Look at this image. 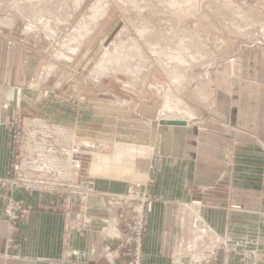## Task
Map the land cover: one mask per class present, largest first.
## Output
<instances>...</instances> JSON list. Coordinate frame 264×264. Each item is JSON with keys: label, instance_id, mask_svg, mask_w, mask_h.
I'll use <instances>...</instances> for the list:
<instances>
[{"label": "crops", "instance_id": "1", "mask_svg": "<svg viewBox=\"0 0 264 264\" xmlns=\"http://www.w3.org/2000/svg\"><path fill=\"white\" fill-rule=\"evenodd\" d=\"M1 26L0 179H7L15 162L14 122L39 111L43 120L68 127L70 106L27 88L29 77L20 76L19 69L32 75L33 60H20L13 25ZM230 70L226 89L218 92L217 107L206 118L193 112L185 126L135 118V134L129 123L119 127L122 147L133 148L137 181L129 174L122 181L93 175L95 155L115 154L102 147L114 148L117 125L108 114L98 119L76 113L78 147L92 151L89 172L82 166L76 180L89 181L82 184L92 191L76 197L73 216H87L91 223L67 236L66 215L55 210L63 199L23 187L0 188V264H134L124 255L128 247L101 232L116 225L120 212L130 214L113 199L131 192L154 199L141 264H181L199 256L213 259L211 264H264V49L248 52ZM11 201L27 209L16 213V221L9 218Z\"/></svg>", "mask_w": 264, "mask_h": 264}, {"label": "rangeland", "instance_id": "2", "mask_svg": "<svg viewBox=\"0 0 264 264\" xmlns=\"http://www.w3.org/2000/svg\"><path fill=\"white\" fill-rule=\"evenodd\" d=\"M3 25H13L20 60H33L32 75L19 69L29 77L27 88L70 106L68 127L39 111L17 119L19 185L33 182L30 190L43 193V182L64 173L72 185L89 183L75 175L89 172L92 153L78 147L76 113L108 114L117 125L114 148L102 147L115 154L100 165L94 157L93 175L137 181L133 148L118 155L119 127L129 123L135 134V118L189 123L193 112L206 118L231 67L264 49V0H0ZM81 156L88 159L77 168Z\"/></svg>", "mask_w": 264, "mask_h": 264}, {"label": "built area", "instance_id": "3", "mask_svg": "<svg viewBox=\"0 0 264 264\" xmlns=\"http://www.w3.org/2000/svg\"><path fill=\"white\" fill-rule=\"evenodd\" d=\"M19 121H15L13 124L14 127V143H13V158L15 160L13 167H12V173L9 178L7 179H0V188L3 189H15L20 188L19 180L20 173L19 171L22 169V167H19L17 161L19 158L18 155V149L15 148V145L17 144V128ZM78 162V161H77ZM78 166L80 165V162L77 163ZM22 165V163H21ZM66 173L60 174L59 178L54 180L53 183L51 181L42 183L44 187L43 193H51L60 199L64 200V205L61 208L56 207V211H63L66 215V234H70L72 230L75 228L82 226V225H88L91 223V218L87 216H83L82 218H77L73 216V209L75 206V199L79 195H84L85 192L92 191L91 187H84L83 184H76L72 185V183H67L66 180ZM27 182V184H24L26 189H33V182L30 183ZM32 185V186H31ZM114 203L121 205L120 207L128 209L130 211L129 215H126L125 213L119 214V219L117 220L116 225H113L112 227L105 226L101 229V232L105 237H108L114 241H117L119 243V246H122L124 248L128 247L126 253L124 255L132 256L134 259V264H141L142 260V242L143 238L146 233V219L149 212H151L154 199L151 195H145L140 196L136 195L134 193H128V194H117L114 197ZM8 213L9 218L11 220L16 221L18 220V215H16L17 212H24L25 209L21 203H16L11 201L8 204ZM10 237L13 236V229L10 228L9 231ZM11 242V240H10ZM211 258H206L203 256L199 257H193L189 258L185 262L181 264H211L212 263Z\"/></svg>", "mask_w": 264, "mask_h": 264}, {"label": "bare ground", "instance_id": "4", "mask_svg": "<svg viewBox=\"0 0 264 264\" xmlns=\"http://www.w3.org/2000/svg\"><path fill=\"white\" fill-rule=\"evenodd\" d=\"M87 33H88V31H86ZM78 34V33H77ZM77 44V43H76ZM179 54V53H178ZM179 56V55H178ZM178 59V58H177ZM174 60V59H173ZM175 60H176V58H175ZM183 57H182V59L180 60L181 62H183ZM119 148H120V151H118V155H120V158L121 157H123V156H125V155H127V154H125V153H127V148H132V147H129V146H123V149L124 150H121V146H119ZM136 151V150H135ZM125 154V155H124ZM95 157V160H94V163L96 164V165H100V164H102V162H103V160H104V158H108V157H105L104 155H102V154H99V155H95L94 156ZM119 158V159H120ZM117 161V160H116ZM94 164V165H95ZM112 164H113V162H112ZM113 167H114V165H112ZM96 168H98V167H96ZM117 168V167H116ZM92 171H94V170H92ZM114 171V170H113ZM118 172V171H117ZM113 173V172H112ZM115 173V172H114ZM120 173V172H119ZM195 207H197V208H199V206L198 205H195Z\"/></svg>", "mask_w": 264, "mask_h": 264}, {"label": "water", "instance_id": "5", "mask_svg": "<svg viewBox=\"0 0 264 264\" xmlns=\"http://www.w3.org/2000/svg\"><path fill=\"white\" fill-rule=\"evenodd\" d=\"M160 124L162 125H169V126H185L187 125L186 121H180V120H170V121H160Z\"/></svg>", "mask_w": 264, "mask_h": 264}]
</instances>
